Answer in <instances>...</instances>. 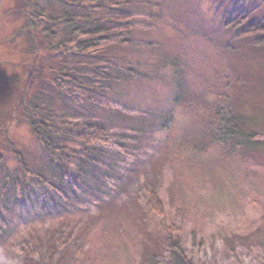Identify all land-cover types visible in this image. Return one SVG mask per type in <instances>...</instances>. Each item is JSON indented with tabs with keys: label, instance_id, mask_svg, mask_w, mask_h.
I'll return each instance as SVG.
<instances>
[{
	"label": "rangeland",
	"instance_id": "374dc122",
	"mask_svg": "<svg viewBox=\"0 0 264 264\" xmlns=\"http://www.w3.org/2000/svg\"><path fill=\"white\" fill-rule=\"evenodd\" d=\"M81 1L0 0V264H264V0ZM64 16L74 25L47 22ZM110 16L127 19H78ZM71 25L121 32L81 55ZM101 61L117 73L103 94L88 89ZM62 71L73 82L54 80ZM219 111L255 143L213 139ZM28 116L70 123L42 144L76 149L69 137L87 127L111 139L76 168ZM51 188L62 201L42 209Z\"/></svg>",
	"mask_w": 264,
	"mask_h": 264
},
{
	"label": "trees",
	"instance_id": "16d2710c",
	"mask_svg": "<svg viewBox=\"0 0 264 264\" xmlns=\"http://www.w3.org/2000/svg\"><path fill=\"white\" fill-rule=\"evenodd\" d=\"M61 2H65V4H69L71 6H85L83 5L84 1H81L82 4H80V2H78V0H59ZM125 2H127V0H109L107 2H103V4L105 6H107L109 9L111 8V10L116 9V7H118V5H122L124 6ZM88 4V3H85ZM43 16V15H42ZM241 16L239 17V19L241 20ZM80 21H83V24L86 23H99L102 20L103 21H110L113 23H117L114 20H126V17H122V16H110V17H104V18H100V19H89V18H84V17H79L78 18ZM238 19V20H239ZM44 20V19H43ZM239 20L238 23H240L241 21ZM47 22L51 23L52 25L57 24V23H67L74 25L75 22H73V19H71L70 17L64 16V17H59V18H55V19H51V18H47ZM124 23V22H123ZM71 25V30L72 33L75 32V37L71 38V40L68 42L69 45L72 46V49L76 51L80 50L79 53H81V55H86L88 53H96L98 52L97 50H99L100 48L104 49L105 47H107L106 45H108V40L106 42L103 43H92L91 40H97V38H106L108 39V37H110L111 35H114V32H116V34L120 33V31L117 30V28H112V27H108V28H98L97 30L94 31H90V32H85L86 34L83 33L82 35V28H78L73 27ZM259 28V30L264 31V26L262 27H257ZM253 31H248L246 33L250 34ZM80 33V34H79ZM51 37V36H48ZM90 42V44L85 45L86 42ZM94 42V41H93ZM97 42V41H95ZM259 44H261V46L264 45V38L262 40H260L258 42ZM61 47V46H60ZM64 51V49H63ZM75 51V52H76ZM78 53V52H76ZM103 61L98 62V66H95L94 69H97L96 71H94V75H92V84L90 85V88H88L90 91H96L100 94H103V92H105L107 90V88H110V85L112 83L117 82L116 81V77H113V75L117 76L116 73V69L109 66L110 64L108 63H102ZM93 68V66L91 67V69ZM109 69L115 70V72L112 71H108ZM109 72V73H107ZM126 74L128 73L127 70H125ZM58 76H56L54 78V80L57 81L58 78H60L61 80H67V81H72L69 79V77H67L66 73L59 72L57 74ZM73 82V81H72ZM54 83V81H53ZM59 86V84L57 85V87ZM22 96H20L19 99H21ZM107 107V106H106ZM104 107L105 109H110L112 110L114 113H120L122 115H128L125 111L123 110H119V108H117V106L114 104V106L110 107ZM224 111H219L215 114V120H216V127L218 128L216 134L213 135V139L217 140V142L220 143H224V142H228V141H235V140H243V141H248L249 143H255L256 141V135L255 134H249L246 133L241 126H238V122H239V118L237 116H235L234 114H232L231 112H224ZM32 115V114H30ZM13 121V120H12ZM26 121L29 124V127L31 128L32 134L34 135V137L37 139L38 142H40L39 140H41V134L48 136H54V135H58L57 133L63 131V129H67L70 126V123L68 122H56V121H52V120H35L34 118H32L31 116H28ZM14 122V121H13ZM143 124V123H142ZM39 132H42L41 134ZM49 132H51L49 134ZM111 136V135H110ZM71 139V141L77 145L76 149H72V148H66V147H55L53 142H51L50 139H48V141H46L45 143H41L42 147L45 150H49L51 152H59V154L61 155V157H64L66 159V161H69V163L75 164L76 168H79L80 166V162L82 161H87L89 157H91V155H95L96 154V149L99 147H104L106 146L110 141L111 137H108V131L103 129V128H96V127H87V129H85L84 132H80V133H75L74 135H71V137H69ZM119 147V146H118ZM120 148V147H119ZM121 149V148H120ZM14 158L16 160V162L18 163V165L21 167V169L23 170V173L26 174L27 169H25L21 158L18 154H14ZM18 155V156H17ZM94 160V158H93ZM58 166H60L61 170H64L65 174L69 173V169L66 168L64 166V164H62L60 161H58ZM78 178H75V180ZM79 180V179H78ZM81 182L78 181V184H80ZM48 190V189H47ZM49 191V190H48ZM47 193H41V195L39 196V201H41L42 203V209H53L56 208V205L59 203L60 201H62V196L63 194L60 195L58 190H55L53 188H51V193L48 192ZM56 194V196H58L59 199L55 198L54 195ZM64 199V198H63ZM46 201H49V203H47ZM58 202V203H57ZM35 206V205H34ZM146 206L148 208V210L150 211V213H152L154 216L158 217V218H164V210H163V206L162 203L160 201V198L158 197L157 193L154 190H148L147 192V202H146ZM167 231V237H165L162 240V244L165 246L166 249H168L171 253L174 254H180L181 253V248H180V238L178 236H175V231L173 230L172 227H166L165 229ZM61 240V239H60Z\"/></svg>",
	"mask_w": 264,
	"mask_h": 264
}]
</instances>
